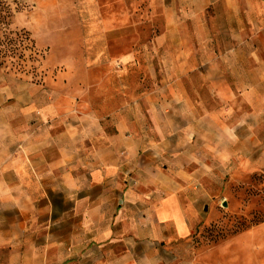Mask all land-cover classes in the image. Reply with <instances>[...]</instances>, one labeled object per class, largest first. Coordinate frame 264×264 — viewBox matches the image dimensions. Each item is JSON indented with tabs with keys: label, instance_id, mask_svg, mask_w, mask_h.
I'll return each instance as SVG.
<instances>
[{
	"label": "crops",
	"instance_id": "1",
	"mask_svg": "<svg viewBox=\"0 0 264 264\" xmlns=\"http://www.w3.org/2000/svg\"><path fill=\"white\" fill-rule=\"evenodd\" d=\"M120 1L161 26L110 43L91 106L0 76V264H255L198 249L188 204L264 169V0Z\"/></svg>",
	"mask_w": 264,
	"mask_h": 264
},
{
	"label": "rangeland",
	"instance_id": "2",
	"mask_svg": "<svg viewBox=\"0 0 264 264\" xmlns=\"http://www.w3.org/2000/svg\"><path fill=\"white\" fill-rule=\"evenodd\" d=\"M158 12L110 0H0V38L10 41L0 45L8 54L0 57V76L36 85L63 109L80 99L91 106L95 85L122 79L119 70H99L110 43L116 57L139 49L141 35L150 38L161 26ZM207 186L204 202L188 204L197 248L233 263L264 264V169L241 160Z\"/></svg>",
	"mask_w": 264,
	"mask_h": 264
},
{
	"label": "trees",
	"instance_id": "3",
	"mask_svg": "<svg viewBox=\"0 0 264 264\" xmlns=\"http://www.w3.org/2000/svg\"><path fill=\"white\" fill-rule=\"evenodd\" d=\"M2 18L4 17V16H1ZM0 21H1V19H0ZM8 40V38L7 37H5V39H3V40H1V38H0V45L2 46V45H8V43L10 42L9 40ZM8 56V54H7V51H5V50H0V57H7Z\"/></svg>",
	"mask_w": 264,
	"mask_h": 264
},
{
	"label": "water",
	"instance_id": "4",
	"mask_svg": "<svg viewBox=\"0 0 264 264\" xmlns=\"http://www.w3.org/2000/svg\"><path fill=\"white\" fill-rule=\"evenodd\" d=\"M224 205H227V203H226V202H224Z\"/></svg>",
	"mask_w": 264,
	"mask_h": 264
}]
</instances>
